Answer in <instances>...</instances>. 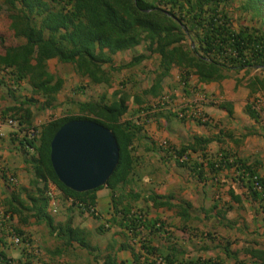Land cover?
Instances as JSON below:
<instances>
[{"label": "trees", "instance_id": "obj_1", "mask_svg": "<svg viewBox=\"0 0 264 264\" xmlns=\"http://www.w3.org/2000/svg\"><path fill=\"white\" fill-rule=\"evenodd\" d=\"M231 1L4 0L0 3V28L3 31L0 33V85L5 87L15 102L0 111V120L16 122V127L12 128L15 133L13 140L25 151V156L29 155L35 184L41 185L37 189L34 207L30 208L33 216L46 223L51 233L57 232L58 238L66 246L77 243L88 251L99 250L91 245L90 234L73 226L72 215L66 223L56 224L48 214V182L60 191L64 199L72 200V206L68 209L70 213L77 210L79 215L87 214L100 220L96 193L106 188L114 194L131 183L138 160L134 154V144L140 137L142 127L131 121H122L129 109L131 95L120 90H112L109 96L101 94L96 100H71L68 114L58 118H54L53 113L45 115L47 111L56 110L62 105L57 102V96L64 87V79L48 70V61L54 59L61 65L71 66L73 73L87 80L72 88L71 92L78 95L93 86L111 90L112 73L138 66L149 57L156 56L158 61L153 69V83L142 91L141 96L134 95L133 103L141 105L144 103L141 98L152 97L157 100L149 109L153 106L158 111L165 109L168 116L181 122L192 120L199 123L202 122V116L198 117L199 112L190 118L179 117L177 112L168 109L170 104L161 105L163 97L174 98V95L168 94L169 91L165 92L163 82L170 77L172 68L181 69L176 84L185 91L184 96H190L191 73L203 83L221 81L225 79V73L231 71L235 74L243 71L242 80L251 71L264 73V0H239L237 10L240 14L250 15V24L237 26L227 9ZM140 46L144 47V53H135L128 63L114 66V55L135 51ZM237 81L240 82V79ZM244 85L251 92L264 93V78L257 75L249 78ZM17 92L18 95H15ZM204 97L208 102L204 105L219 106L211 101L213 96ZM250 106L249 114L258 120L260 111L255 105L256 110ZM180 111L184 112V109ZM36 115H45L49 119L37 125L34 123ZM72 120H90L100 124L113 133L118 145L119 159L113 174L105 186L93 191L75 193L67 189L58 181L50 164L51 139L62 125ZM31 129L36 131L34 138L27 135ZM201 144V140L195 139L192 144L180 148L167 142L163 145L168 159H173L179 167H188L196 178L201 177L204 162L212 173L223 167H233L238 179L264 211V181L257 174L258 163L232 160L224 152L208 157L206 153H201L204 152ZM191 153L201 155L191 159ZM121 203L119 200L114 205L109 223H113L125 235L137 237L140 251L147 255L154 254L149 238L152 233L163 231L165 225L159 220L149 221L142 210L134 208L130 202L127 205ZM103 227H99L97 233H105ZM8 233L5 235L20 237L21 241L28 243V247L21 250V259L8 258L1 251L0 264H34L37 260L36 250L29 238L13 228ZM120 248L126 246L121 245ZM131 251L136 264H157L148 258L140 263L139 255L133 253V249ZM157 259L164 264H174L168 256H158ZM104 264H117L115 256L107 255ZM176 264L223 263L216 260H180Z\"/></svg>", "mask_w": 264, "mask_h": 264}, {"label": "crops", "instance_id": "obj_2", "mask_svg": "<svg viewBox=\"0 0 264 264\" xmlns=\"http://www.w3.org/2000/svg\"><path fill=\"white\" fill-rule=\"evenodd\" d=\"M144 52V47L140 46L135 51L117 53L113 56V64L119 67L128 63L133 55ZM157 61L158 58L152 56L138 66L112 73L113 90L131 95L129 109L122 121H131L142 127L140 137L134 144V154L138 160L131 183L114 194L109 190L108 196H102V190L96 193L100 220L87 214L79 215L77 210L70 213L68 209L72 206V200L64 199L58 189H55L54 199L48 203L47 212L56 224L66 223L72 215L73 226L91 234L92 246L98 251H88L77 243L66 246L58 238L57 232L51 233L46 223L33 216L30 208L34 207L37 189L41 185L35 184L29 155L25 156V151L13 140L14 130L8 126L0 128V238L3 240L0 252L8 258L21 259L22 248L13 245L10 236L5 235L13 228L31 241L37 256L34 264H104L107 255H114L117 264H136L132 249L133 253L139 255L140 263L145 258L157 262L158 256H168L174 264L180 260L263 264L264 211L238 179L235 169L223 167L212 173L204 162L202 175L196 178L188 167H179L173 159H168L163 144L167 142L180 148L199 139L203 143L200 148L204 149L201 153H206L208 157L224 152L232 160L240 159L248 164L257 162V174L264 181V93L251 92L244 85L252 76L264 78V73L251 71L242 80L243 71L236 74L231 71L225 73V79L212 83L200 82L191 73L189 86L192 89H189V94H195L194 98H197L193 102L199 112L198 117L202 116V122H181L168 116L165 109L158 111L154 106L149 109L157 100L152 97L141 98L144 102L141 105L133 103L134 95L141 96L142 91L152 85ZM180 73V68H172L168 77V81L171 79L168 84L170 89L165 86V92L171 90L179 94L181 90L176 83ZM74 76L77 81H74ZM141 76L144 79L135 83ZM63 79L64 87L66 82L72 80L75 87L82 80L87 82L75 73L68 81ZM165 80L164 85L168 83ZM205 95L215 97L219 106L204 105L207 101L202 97ZM180 96L182 101L185 100L183 94ZM14 104L5 87L0 85V111ZM248 105L252 106L251 109L256 106L260 111L258 120L249 114ZM54 111L44 114L50 116L53 113V117L58 118ZM45 115L34 116V123H45L49 119ZM29 152L33 151L30 149ZM201 153H191V159H196ZM116 200H120L122 205L130 202L134 208L141 209L149 221L159 220L165 225L163 231L154 232L149 238L154 254L147 255L140 251L137 237L125 235L117 226L109 223ZM101 226H104L105 233H97ZM121 245L126 248L121 249Z\"/></svg>", "mask_w": 264, "mask_h": 264}, {"label": "water", "instance_id": "obj_3", "mask_svg": "<svg viewBox=\"0 0 264 264\" xmlns=\"http://www.w3.org/2000/svg\"><path fill=\"white\" fill-rule=\"evenodd\" d=\"M50 164L58 181L75 193L105 186L119 159L113 133L90 120L62 125L50 142Z\"/></svg>", "mask_w": 264, "mask_h": 264}, {"label": "rangeland", "instance_id": "obj_4", "mask_svg": "<svg viewBox=\"0 0 264 264\" xmlns=\"http://www.w3.org/2000/svg\"><path fill=\"white\" fill-rule=\"evenodd\" d=\"M4 0H0V3H2ZM240 6V2L239 0H232L229 5H228V11L231 13V15H233V18L235 20V26L237 25H248L250 24L249 23V18H250V15L249 14H240L238 12V8ZM257 24V23H255ZM1 25V24H0ZM3 33L2 29L0 28V33ZM47 66H48V70L51 72V73H55L57 75H59L60 77L62 78H66V80L68 81L69 77L73 75V70H72V67L71 66H68V65H61L59 63H57L56 60H49L48 63H47ZM150 76H153L151 74H148ZM74 81H77V77L74 76ZM144 79V76H141L140 77V80L139 81H135V83H139L141 82V80ZM146 79V78H145ZM149 80H152V78H150ZM166 82H168L165 86L166 88L169 90L170 89V86H168V84L170 83L171 79L168 81V79L165 80ZM173 81V79H172ZM68 84V85H67ZM165 84V82H164ZM75 85V82H73V80L70 82H66V87L63 88V91H61L58 96H57V102L59 103H62V105L58 106V110H55V115L56 117H61L63 115H67L68 114V109H71V106L68 104L71 102V100H76V101H86V100H96L101 94H107V96L110 95V93L112 92V90L114 89V86H113V89L110 90V88L106 89L104 87H97V86H94V87H90V88H87V90L84 92V93H80L78 95H75L73 94L72 91V88L71 86H74ZM141 85V83H140ZM117 87V85H115ZM139 85H137V88H138ZM177 86H179V84H177ZM75 87V86H74ZM179 88L181 91L178 92L180 95L183 94V97L185 100L182 101V96H180L179 94L176 95L172 92L169 91V95H174V98L169 99L170 100V104L172 106H180L182 105V103L184 104V102L186 100H189L191 102L193 101H197V98L195 99V94H191L190 96H184L185 95V91L181 88V87H177ZM133 91V90H132ZM182 92V93H181ZM187 97H190V99H187ZM170 98V97H169ZM215 98V97H214ZM216 99V98H215ZM217 100V99H216ZM178 102V105H176V103ZM181 101V102H180ZM175 102V105L174 103ZM180 102V103H179ZM61 110V111H60ZM57 112H60V113H57ZM63 114V115H62ZM75 114H79L78 112H76ZM102 190V193L101 195L102 196H108L109 195V190L107 189H101ZM89 240H90V243L92 245V242H93V236L90 234L89 236ZM100 241H102L100 239ZM82 251V250H81ZM80 252V251H79ZM83 252V251H82Z\"/></svg>", "mask_w": 264, "mask_h": 264}, {"label": "built area", "instance_id": "obj_5", "mask_svg": "<svg viewBox=\"0 0 264 264\" xmlns=\"http://www.w3.org/2000/svg\"><path fill=\"white\" fill-rule=\"evenodd\" d=\"M202 99L204 101H206L205 97H202ZM210 99H211V101L217 103V100H215L214 98H210ZM165 103L167 105L170 104V100L168 97H163L161 105L164 106ZM164 108H166V107H164ZM168 109H171V111L174 113L177 112L179 117H186V118H190V117L194 116L195 113H198V110L195 109V102H191V101H185L184 104L182 103V105H180V106H171V104H170V107H168ZM181 109H184V112H181L180 111ZM2 126H8V127L13 128V127H16V122H14L13 120H6V121L0 120V128ZM27 135L29 138H34L36 136V131H34L33 129L28 130ZM184 158L185 157L180 159V161L183 160ZM10 180L14 181L13 179H10ZM55 189H56V187L52 183L48 182L47 196L49 197L50 200L54 199ZM258 190H260L259 187H258ZM11 241H12L13 245H15L17 247L20 246L22 249L25 247H28V243H24L23 241H21L20 237L13 236L11 238ZM28 252H30V247L28 249ZM157 264H164V262H161V260L158 259Z\"/></svg>", "mask_w": 264, "mask_h": 264}]
</instances>
